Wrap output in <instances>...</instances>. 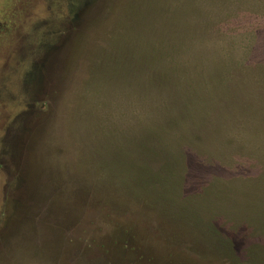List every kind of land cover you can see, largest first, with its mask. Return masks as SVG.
I'll return each mask as SVG.
<instances>
[{
	"label": "rangeland",
	"instance_id": "374dc122",
	"mask_svg": "<svg viewBox=\"0 0 264 264\" xmlns=\"http://www.w3.org/2000/svg\"><path fill=\"white\" fill-rule=\"evenodd\" d=\"M0 264H264V0H0Z\"/></svg>",
	"mask_w": 264,
	"mask_h": 264
}]
</instances>
